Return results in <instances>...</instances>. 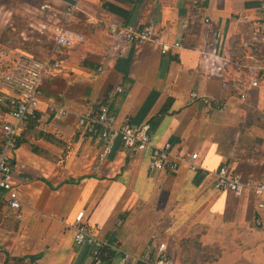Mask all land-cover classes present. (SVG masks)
<instances>
[{"label": "crops", "instance_id": "obj_1", "mask_svg": "<svg viewBox=\"0 0 264 264\" xmlns=\"http://www.w3.org/2000/svg\"><path fill=\"white\" fill-rule=\"evenodd\" d=\"M263 22L260 0H0V152L22 98L5 77L18 60L60 63L11 153L21 219L0 209V264H94L74 241L80 212L106 245L100 264H148L161 243L175 264H264L253 193L214 188L221 167L264 181V82L252 87L249 74L264 66ZM110 25L154 36L130 42ZM60 30L82 41L58 46ZM100 105L118 124L148 122L176 170L150 169V148L118 139L100 162L101 140L77 126Z\"/></svg>", "mask_w": 264, "mask_h": 264}, {"label": "built area", "instance_id": "obj_2", "mask_svg": "<svg viewBox=\"0 0 264 264\" xmlns=\"http://www.w3.org/2000/svg\"><path fill=\"white\" fill-rule=\"evenodd\" d=\"M71 12V11H69ZM260 14L264 20V0H260ZM264 27V22L261 24ZM264 29V28H263ZM109 31L113 37H124L127 41L144 43L153 39L151 28L136 30L132 28H119L115 25L109 26ZM82 36L60 30L56 37V45L70 48L75 43L81 42ZM179 47L178 43L173 44ZM168 45L161 47L162 53L169 51ZM60 63L52 57L39 60H18L13 66L11 74L5 77L6 82L19 89L22 98L11 102L10 118L14 123L5 122L2 124L3 145L0 152V209L6 208L7 212H1L3 218L16 214V219L20 220L19 214L22 203L19 199L16 183L13 180L12 170L14 167L11 153L14 151L18 133L26 129L28 123L36 118L39 101L41 99V85L43 81L59 68ZM250 85L256 87L260 81L264 82V66L251 68ZM119 92L120 89H117ZM193 100H201L206 105H213L215 108H222L213 103L209 97L198 96L195 92L190 93ZM55 111V107L50 108ZM60 114H64L60 112ZM77 126L89 135H97L102 142L101 151L98 155L100 162L104 161L110 154L114 142L118 139L127 149L144 151L151 149L149 156V167L156 171H173L177 168L176 161L170 160L171 144L166 142L162 146L151 145L150 124L144 122L140 125L116 122V118L110 112L108 105H100L97 109L89 113L81 114L77 119ZM190 159H195L196 154L189 155ZM214 188L226 191L234 196H240L245 191H251L255 197V208L259 214V220H264V181L246 180L237 172H231L227 167H221L215 174ZM83 212L75 217L76 245H87L92 250L94 264H100V252L106 246L102 240L93 237L86 225L82 221ZM127 257L123 256L118 264H126ZM148 264H175L167 253V246L161 243L157 247L155 257Z\"/></svg>", "mask_w": 264, "mask_h": 264}]
</instances>
